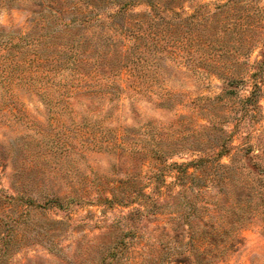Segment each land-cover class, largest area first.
Segmentation results:
<instances>
[{
	"label": "rangeland",
	"instance_id": "rangeland-1",
	"mask_svg": "<svg viewBox=\"0 0 264 264\" xmlns=\"http://www.w3.org/2000/svg\"><path fill=\"white\" fill-rule=\"evenodd\" d=\"M116 1L0 0V264H264V0Z\"/></svg>",
	"mask_w": 264,
	"mask_h": 264
},
{
	"label": "trees",
	"instance_id": "trees-1",
	"mask_svg": "<svg viewBox=\"0 0 264 264\" xmlns=\"http://www.w3.org/2000/svg\"><path fill=\"white\" fill-rule=\"evenodd\" d=\"M117 5V11L114 13V15L112 16L113 18H116L117 16H124V18H127V21L125 23H129L128 20H132L131 18H137L136 19V24L141 22L144 19H149V21L151 22L154 32L152 33L150 37L151 40V44L154 45V47H156V45L159 43V36L161 35V31L162 29H164L163 27V22L164 19L160 16V11L163 10L160 8L159 6V2H151L148 0H118L115 2ZM139 3H146L147 5H149L151 7V12L144 15V14H131L128 11V7L133 5V4H139ZM238 5L236 4V0H230L229 2L219 5L217 6V8L215 9L214 12L206 14L207 17L210 20V27H207V31L204 32V37L206 36L207 44L204 49L208 50L211 53V49L209 50V46L212 47V45L215 44H219V45H224L228 48H232V44L233 42H236L237 44L240 43H244V38H243V33L241 32V22H240V16L238 12L239 10H235V8L237 9ZM162 7H164L162 5ZM165 9V8H164ZM175 9V6L172 5V9L170 10V12H173V10ZM169 10H166V12H168ZM173 16H175L176 18V22L173 23L176 27L180 26L183 24V22H187V20H189L191 17H187V18H177L176 14H173ZM189 18V19H188ZM195 16L193 14V20H194ZM243 21V20H242ZM134 23V24H135ZM151 31V29H150ZM175 34V33H174ZM148 35H143L141 36H131L133 37V39H137V40H143V45H146V42L144 41L145 38H147ZM196 37L194 35V30H193V38L191 40H193V42L196 41ZM232 41V42H231ZM159 47H157L158 49ZM202 49V47L200 48ZM213 53V52H212ZM255 76V74H254ZM225 81L227 80V86H231L233 85V83L239 81L236 78H233L231 76H224L223 78ZM254 88H256V86H254ZM230 91V90H229ZM227 91H225L226 93ZM253 97V95H252ZM161 153V152H160ZM153 155H157L159 156L160 154L156 151L152 152ZM197 166L200 165L198 163H196ZM217 167H221L219 165H217ZM113 199H116L115 197ZM137 213H140V211L135 210ZM123 242H116V244L111 248L110 251V259L112 261L116 260L118 258L117 255V251L118 249H120V247L122 246ZM197 257L196 256H193ZM188 260V259H186ZM174 263L176 264H182V262L180 261H175Z\"/></svg>",
	"mask_w": 264,
	"mask_h": 264
}]
</instances>
